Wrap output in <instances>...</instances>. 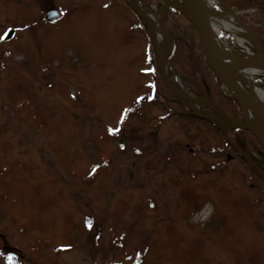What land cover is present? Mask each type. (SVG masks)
Returning <instances> with one entry per match:
<instances>
[{"label": "rangeland", "instance_id": "obj_1", "mask_svg": "<svg viewBox=\"0 0 264 264\" xmlns=\"http://www.w3.org/2000/svg\"><path fill=\"white\" fill-rule=\"evenodd\" d=\"M136 1L170 36L177 84L217 103L186 51L168 60L173 34L193 38L184 11ZM223 2L264 39L262 3ZM169 93L130 2L0 0V264H264V179ZM228 133L264 167L255 136Z\"/></svg>", "mask_w": 264, "mask_h": 264}, {"label": "bare ground", "instance_id": "obj_2", "mask_svg": "<svg viewBox=\"0 0 264 264\" xmlns=\"http://www.w3.org/2000/svg\"><path fill=\"white\" fill-rule=\"evenodd\" d=\"M131 2V0H126ZM207 9L209 10V18L211 20L212 31L214 32L215 41V54L216 61L225 73L230 76L256 100H264V88H259L254 85L252 79L255 77L264 79V57L262 51L259 48L256 40L248 29L238 19L237 12L229 8L223 0H205ZM170 5H175L180 10L184 11L188 16L195 17V10L193 9L191 0H170ZM146 21L148 23L147 32L150 36L151 43L155 46V55H157V63L159 65L160 72L164 78L168 81L169 85L184 95V103L192 107L195 110L200 109V104L215 106L210 101H195L185 93L182 88L177 84L176 75H172L169 72L168 65H166L163 56L167 49L170 36L166 33L161 22L155 20V18L149 14H145ZM225 31L233 35L234 40L237 42V46L241 54L238 55L242 60H235L233 53L226 49L223 41L217 36L218 31ZM248 123L253 130L261 134L262 125L258 121L257 116L254 114L253 109L247 108L245 110ZM240 123L229 119H223L219 126L227 129L231 124Z\"/></svg>", "mask_w": 264, "mask_h": 264}, {"label": "water", "instance_id": "obj_3", "mask_svg": "<svg viewBox=\"0 0 264 264\" xmlns=\"http://www.w3.org/2000/svg\"><path fill=\"white\" fill-rule=\"evenodd\" d=\"M132 2V7L134 12L143 20V22L146 24V28L148 27V23L145 18V12L140 7V4L136 0H131ZM193 9L195 10V17H190L188 16L185 12V15L187 19L191 22L192 26L195 28V31H197L199 41L201 42L203 52H205L206 55V63L208 64L209 68L215 74L217 77L219 84H221L223 87H225L228 92L232 94V98L240 105L242 109V115H244V120L240 121L233 116L229 115L227 111L223 108L222 105L217 104L215 101L210 99L209 97L206 96H197L193 97L191 96L192 99L195 101H210L214 106L215 109L221 112V116H223V119H229L233 121H238L240 123L236 124H231V126H236L239 128H245L247 129L253 136L256 137L258 144L262 149L264 150V100H256L254 97L250 96L248 93L245 92V90L239 85L231 76L230 74L228 75L223 71V69L220 67L219 63L216 61V54L214 52L215 50V41H214V32L212 31V26H211V20L209 18V10L207 9V5L205 0H191ZM45 17L50 20L54 21V19H57L59 16V13L57 10H50L46 13ZM238 17V16H237ZM240 22L250 31L254 39L256 40L257 44L259 45L260 50L262 51V55L264 57V50L262 47V43L260 39L257 38L255 35L253 29H251L249 26H247L242 19H240ZM13 30L10 32L6 33L3 35V38H8L12 36ZM154 46V45H153ZM154 53H155V46H154ZM167 52L164 53L163 59L166 61L167 58ZM233 58L237 61L242 60L241 57L233 55ZM156 65L158 66V75L161 78L162 84L164 87L168 89V91L175 97L184 107L189 108V112L191 111L192 114L205 118L208 121L211 120L217 127L219 126L218 123L223 121V119H218L217 117L207 114L204 111L198 109L195 110L192 107L185 105L184 103V95H182L179 91L174 90L164 78L160 72L159 65L157 63V55H156ZM247 108L253 109L254 114L257 116L258 121L262 125V132L261 134L256 133L253 128L248 123L247 117L245 115V110ZM224 137H226L228 143L233 146L238 152V154L241 157H244L246 161L250 164V166L255 169L258 174L264 179V169L259 166V164L256 162L255 159L250 158L248 154L245 152L244 149L240 148L237 146L234 141L232 140L231 137H229L228 133V128L224 129L221 127Z\"/></svg>", "mask_w": 264, "mask_h": 264}, {"label": "trees", "instance_id": "obj_4", "mask_svg": "<svg viewBox=\"0 0 264 264\" xmlns=\"http://www.w3.org/2000/svg\"><path fill=\"white\" fill-rule=\"evenodd\" d=\"M228 4L230 5H235L237 4V6H245V7H250V6H255L259 3H262V5H260V7H263V12H264V0H236L234 3V0H227ZM142 7V6H141ZM177 13H179L180 15H182L180 12L175 11ZM182 17V16H181ZM188 23V27L190 28V31L192 32L193 38L190 37V33L186 32V36L188 37V42H192V48H190L192 51L190 53L189 48L185 49V47L183 48L182 45H186L187 47V43H185L187 41L186 36L184 35L183 37L181 36H177V35H172V48L169 51V55H168V60L174 56V53L177 51L179 54H183L184 51H186L187 53V62H189L190 64V68L193 69L194 64H199L201 69L203 70V74L202 77L200 79L197 78V80L200 82V85H202L203 89L207 90V93L211 94L214 96V98H216L215 100L217 101L218 104L222 105L225 110L227 111V113L233 116H241V107L240 105H238V103L233 99V98H227L224 97L223 95L220 94L219 92V86H218V79L215 76V74H213V72L211 71V69L209 68L208 64L206 63V58H205V52H203L202 46H201V42H199L198 38H197V34L196 31L193 30L192 25L185 20ZM257 38L260 39L262 46H263V50H264V39L262 37V34L260 33L261 30L260 29H253ZM181 37V38H180ZM184 43V44H183ZM179 47V48H178ZM183 52V53H182ZM185 54V53H184ZM207 72L210 74H207ZM206 74V76H205ZM211 75V78H210ZM194 76V75H193ZM253 82H255L257 85L259 86H264V82L263 81H259V80H254ZM210 86V87H209ZM210 91V92H209ZM170 94V93H169ZM210 94V95H211ZM189 114V113H187ZM237 145L241 146L237 141H234ZM259 164V163H258ZM260 165V164H259ZM261 168L264 169L263 166L260 165ZM256 171V170H255Z\"/></svg>", "mask_w": 264, "mask_h": 264}]
</instances>
